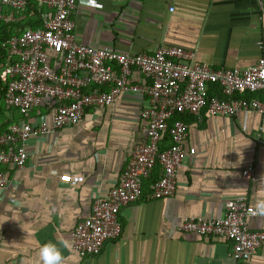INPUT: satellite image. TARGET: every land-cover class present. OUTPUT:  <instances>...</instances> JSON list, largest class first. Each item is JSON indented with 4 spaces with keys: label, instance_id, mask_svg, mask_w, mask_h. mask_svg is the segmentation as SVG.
<instances>
[{
    "label": "crops",
    "instance_id": "0c3cea01",
    "mask_svg": "<svg viewBox=\"0 0 264 264\" xmlns=\"http://www.w3.org/2000/svg\"><path fill=\"white\" fill-rule=\"evenodd\" d=\"M73 18L77 42L122 52L179 45L192 50L195 60L224 68L264 58V0H76ZM128 81L147 82L136 68ZM143 105L123 93L111 105L87 107L77 123L31 136L23 167L0 165L9 179L0 189V264H40L44 242L60 248L63 264H235L227 240L176 226L187 215L220 217L224 201L236 195L253 207L264 199V119L252 110L183 114L184 144L195 153L177 169L173 195L153 198L145 180L137 201L120 208L116 238L93 255L71 251L76 222L89 215L95 196L104 197L114 185L127 151L144 138ZM52 112L48 101L28 118L49 121ZM19 117L2 109L0 123ZM248 165L250 179L241 175ZM247 224L264 230V213L248 217ZM247 264H264V241Z\"/></svg>",
    "mask_w": 264,
    "mask_h": 264
},
{
    "label": "built area",
    "instance_id": "2783aa9c",
    "mask_svg": "<svg viewBox=\"0 0 264 264\" xmlns=\"http://www.w3.org/2000/svg\"><path fill=\"white\" fill-rule=\"evenodd\" d=\"M36 1L43 7L41 27L30 28L20 24L26 18L29 0H0V22L16 24L6 40L0 39V47L6 52L5 62L0 63V81L6 83L1 101L6 109L20 114L0 133V165L23 167L31 136L77 123L87 107L111 105L123 93L145 101L140 110L144 138L127 151L114 185L104 197L92 199L89 215L78 220L71 232V251L93 255L104 241L119 235L120 208L137 201L142 180L156 166L160 172L151 196L173 195L177 169L185 157L195 153L193 147L184 144L187 124L183 119L174 118L169 123L174 113L198 116L204 110L211 115L233 116L252 110L264 119V58L245 67L224 68L195 60L192 50L179 45L129 53L81 43L74 39L76 0ZM133 68L147 82L130 83ZM210 86H217L219 93L209 94ZM48 101L53 102L50 120L40 117L32 123L29 112ZM165 133L170 144L160 148ZM252 173V165L241 170L247 179ZM8 182L0 170V189ZM259 213L244 195H236L224 201L220 217L183 216L176 229L223 238L230 243L235 264H247L264 241V230L250 229L247 224L248 217Z\"/></svg>",
    "mask_w": 264,
    "mask_h": 264
},
{
    "label": "trees",
    "instance_id": "16d2710c",
    "mask_svg": "<svg viewBox=\"0 0 264 264\" xmlns=\"http://www.w3.org/2000/svg\"><path fill=\"white\" fill-rule=\"evenodd\" d=\"M43 10V7L39 6L37 4L36 0H29V8L26 10V18L21 22V25H27L30 28H36V27H41V21L39 19V14ZM15 23H9V24H4L0 22V39L1 40H6L9 35L12 32L13 27L15 26ZM6 60V52L4 47H0V63H4ZM6 87V83L4 81H0V100L3 96L4 90ZM213 93H219L218 87L217 86H210L209 94ZM3 107V108H2ZM2 107L0 106V114L1 110H7L2 104ZM14 110L17 112L15 109H8V111ZM183 114H178L174 113L172 118L169 120V123L174 119V118H181L182 119ZM3 126V127H2ZM7 123L3 125V123H0V133L6 129ZM170 144V138L168 133H165L163 138L161 139L160 142V148H166ZM160 169L158 166L155 167L153 173L148 177L142 180V188H143V183L145 180H147V186L149 187V191L152 189L153 182L159 175Z\"/></svg>",
    "mask_w": 264,
    "mask_h": 264
},
{
    "label": "clouds",
    "instance_id": "9594fccd",
    "mask_svg": "<svg viewBox=\"0 0 264 264\" xmlns=\"http://www.w3.org/2000/svg\"><path fill=\"white\" fill-rule=\"evenodd\" d=\"M257 212L264 213V199L255 202ZM40 264H63V255L59 247L53 242H44L38 249Z\"/></svg>",
    "mask_w": 264,
    "mask_h": 264
}]
</instances>
